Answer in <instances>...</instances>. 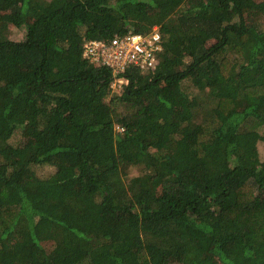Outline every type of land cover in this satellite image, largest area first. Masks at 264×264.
Wrapping results in <instances>:
<instances>
[{
  "label": "trees",
  "instance_id": "obj_1",
  "mask_svg": "<svg viewBox=\"0 0 264 264\" xmlns=\"http://www.w3.org/2000/svg\"><path fill=\"white\" fill-rule=\"evenodd\" d=\"M260 143L264 0H0V264H264Z\"/></svg>",
  "mask_w": 264,
  "mask_h": 264
},
{
  "label": "built area",
  "instance_id": "obj_2",
  "mask_svg": "<svg viewBox=\"0 0 264 264\" xmlns=\"http://www.w3.org/2000/svg\"><path fill=\"white\" fill-rule=\"evenodd\" d=\"M159 49H161V43L157 25H153L147 33L124 32L115 33L108 40L86 37L82 40V55L85 58L95 64L111 67L115 75L111 87L118 86L117 91L126 82V79L118 74L128 65L154 68Z\"/></svg>",
  "mask_w": 264,
  "mask_h": 264
},
{
  "label": "rangeland",
  "instance_id": "obj_3",
  "mask_svg": "<svg viewBox=\"0 0 264 264\" xmlns=\"http://www.w3.org/2000/svg\"><path fill=\"white\" fill-rule=\"evenodd\" d=\"M12 36L14 38H20L22 36V31L21 30H18V29H15V30L12 31ZM117 87L118 86H116L115 88L111 87L112 88V92L117 91V89H116ZM259 149H260L261 152H263L264 151V144L260 143ZM47 170H49V168H45L43 171L45 172ZM137 171H138L137 168L132 167L129 170H127L126 173H128L129 176H132V175H135L137 173ZM121 220H124V215L117 216L116 221H121ZM7 239H8V241L10 243H14V237H12L11 235H9L7 237Z\"/></svg>",
  "mask_w": 264,
  "mask_h": 264
}]
</instances>
